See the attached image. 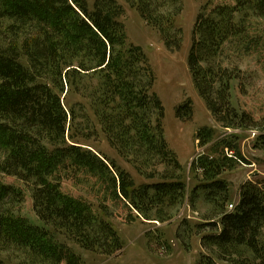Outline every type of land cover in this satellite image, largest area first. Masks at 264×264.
<instances>
[{
    "label": "trees",
    "instance_id": "trees-1",
    "mask_svg": "<svg viewBox=\"0 0 264 264\" xmlns=\"http://www.w3.org/2000/svg\"><path fill=\"white\" fill-rule=\"evenodd\" d=\"M204 1L186 56L193 87L223 126L257 130L255 144L264 149V117L232 104L239 69L227 52L259 49L247 22L264 18V0ZM125 2L166 47L178 45L180 0ZM122 12L115 0L93 6L87 0H0V173L29 190L40 222L17 214L23 189L0 181V264H12L10 257L19 264H82L57 236L111 257L123 242L106 216L108 201L159 222L184 203L182 166L164 136L162 103L152 90L155 73L142 48L127 41ZM228 43L233 45L226 49ZM191 113L190 99L176 111L180 118ZM99 132L139 175L157 179L136 184L87 144ZM196 134L199 146H206L213 129ZM228 162L201 155L191 163L202 179L190 199L204 190L211 211V220L196 225L205 250L197 264H264V186L245 182L228 210V183L220 177ZM79 174L97 184L95 209L62 190V178Z\"/></svg>",
    "mask_w": 264,
    "mask_h": 264
},
{
    "label": "rangeland",
    "instance_id": "rangeland-1",
    "mask_svg": "<svg viewBox=\"0 0 264 264\" xmlns=\"http://www.w3.org/2000/svg\"><path fill=\"white\" fill-rule=\"evenodd\" d=\"M87 1L89 6H93L96 0ZM115 1L123 9L119 20L124 24L127 41L142 48L155 73L152 90L162 103L164 136L182 166L186 196L180 207L170 211L171 218L163 222L145 220L136 211L125 207L122 202L108 201L106 206L109 214L106 216L123 242L121 251L111 257L87 251L63 236H57L56 240L64 242L80 256L82 264H197L200 254L205 250L200 245L201 234L196 225L211 220V211L210 205L204 199V190H198L193 200L190 199L191 190L200 185L202 179L200 173L197 174L191 169L192 161L201 155L214 159L228 158L229 164L223 169L220 177L228 183L230 202L236 204L240 187L245 182L251 181L260 187L264 186V149L255 144L257 130L223 126L193 87L186 56L193 24L205 3L204 0H180L182 11L177 17L176 25L181 31V40L177 46L172 47L164 45L158 32L146 25L135 8L130 7L125 0ZM248 20L251 36L261 45L249 54L241 50L238 53L234 52L235 50H227L231 53V65L239 69L238 77L232 84L231 100L237 109L246 110L254 118L261 119L264 117V18L250 16ZM232 45L233 43H228L226 49ZM76 99L74 97L72 101ZM186 99L191 100V117L180 118L176 111ZM203 127L213 129V137L206 146H199L196 133ZM223 140L229 141L234 147L230 149L223 146ZM87 144L124 169L136 184L150 183L157 179H146L139 175L134 166L119 156L100 132L97 138L90 139ZM162 169L163 167L158 168L159 171ZM0 181L23 189L25 201L18 206L16 212L31 223L40 224L32 209L29 190L14 177L1 173ZM94 183V179L81 174L72 179L62 178L61 182L64 192L90 202L95 209V196L99 189ZM99 213L103 215L102 212ZM10 258L12 264H19L18 259Z\"/></svg>",
    "mask_w": 264,
    "mask_h": 264
},
{
    "label": "built area",
    "instance_id": "built-area-1",
    "mask_svg": "<svg viewBox=\"0 0 264 264\" xmlns=\"http://www.w3.org/2000/svg\"><path fill=\"white\" fill-rule=\"evenodd\" d=\"M233 208H234V204L233 203L228 204V210H232Z\"/></svg>",
    "mask_w": 264,
    "mask_h": 264
}]
</instances>
